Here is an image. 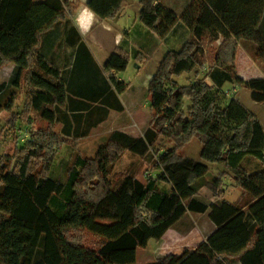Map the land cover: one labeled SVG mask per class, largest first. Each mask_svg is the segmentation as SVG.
Returning <instances> with one entry per match:
<instances>
[{
	"label": "trees",
	"instance_id": "16d2710c",
	"mask_svg": "<svg viewBox=\"0 0 264 264\" xmlns=\"http://www.w3.org/2000/svg\"><path fill=\"white\" fill-rule=\"evenodd\" d=\"M159 2L140 0V23L165 39L182 22L190 38L164 56L150 81L147 129L139 138L114 132L94 159L77 155L61 183L49 177L57 150L70 138L89 136L111 111L123 112L120 96L128 85L118 74L131 58H149L117 48L100 67L73 24L79 2L0 0V71L16 66L14 86L29 89L31 109L48 125L32 132L14 156L0 155V264H137L139 249L162 240L189 213L209 209L216 230L206 241L149 264H264V127L239 100H226L223 93V86L232 83L264 104V78L245 81L237 74L241 41L255 44L256 57L264 62L259 31L264 0H192L181 17ZM127 6V0L87 4L102 21L119 20ZM61 23L71 26L64 42L75 50L73 67L78 69L68 80L40 54ZM219 41L206 75L198 73L189 85L175 80L204 70L207 46ZM98 77L103 82L94 85ZM13 103L0 101V114L11 111ZM22 117L32 124L29 110L9 121L17 141ZM59 123L64 124L62 135L55 131ZM162 138L178 142L157 156L155 177L142 182L126 176L113 184L112 169L126 151L145 158ZM194 139L202 145L204 162L224 168L208 183L215 198L230 179L247 197L243 205L208 206L199 199V182L210 168L183 153ZM90 237L94 243L87 241Z\"/></svg>",
	"mask_w": 264,
	"mask_h": 264
},
{
	"label": "rangeland",
	"instance_id": "374dc122",
	"mask_svg": "<svg viewBox=\"0 0 264 264\" xmlns=\"http://www.w3.org/2000/svg\"><path fill=\"white\" fill-rule=\"evenodd\" d=\"M36 2H42L44 0H35ZM76 3V2H74ZM129 6H127L128 8ZM127 8L124 10L126 11ZM123 14V13H122ZM77 15V12L75 16ZM74 20V19H73ZM118 21V20H117ZM70 25V24H69ZM71 26L66 23H61L53 35L50 37L49 43H45L41 49L40 54L47 57V59L53 63L58 69H60L65 79L68 80L72 75V72L78 70L77 67H73L74 61V49L67 48L65 45V35L69 32ZM137 27L134 30L137 32ZM218 44L207 46L209 51L208 68L213 64L214 55ZM120 48H123L120 47ZM243 52L242 63L252 62V65L244 67V75L247 78H263L264 77V62L260 61L256 57L255 47L245 46ZM137 62L131 58L126 71L120 73L122 79L128 85L127 92L121 98L124 105L123 112L111 111L108 119L93 129L89 136L82 139L70 138L69 142L57 150V159L53 164L49 177L54 180H58L61 183H65L67 180V172L73 166L74 159L77 155L85 159H94L100 146L104 145L114 132H123L134 138L141 137L149 125V121L152 116L150 109V101L148 97L149 84L152 80V75L155 72V63L149 62ZM82 74V72H81ZM198 69H195L191 73H185L184 77H179L177 82L181 85H189L191 82L197 80ZM17 75V68L15 65H9L4 67L0 71V101L7 103L11 99L14 101V105L11 111H3L0 114V155L1 156H14L17 149L20 146H25L31 137L32 132L38 130H47L48 125L40 118V114L33 111L30 107L29 89L25 87L16 88L14 81ZM204 75H201L203 77ZM103 82L102 77H98L94 85H99ZM224 97L226 100L236 98L242 101L247 107L252 108L257 113L258 118L262 119L264 123V110L259 105H253L251 100V92L239 86V88L230 87L224 90ZM25 110H29V118L33 121L32 124L28 123V119L21 118L17 123V136L19 141L16 140L14 132L11 130L9 121L13 114L21 116ZM68 114L67 111L64 112ZM67 116H70L69 114ZM63 123H59L56 126V133L62 135ZM176 140L160 139L156 145L152 148L150 155L145 158L139 157L126 151L122 158L115 164L112 169L110 179L115 184L119 185L126 176H133L140 181H145L149 177H155L157 173L154 172V166L158 155L165 153L167 150L175 146ZM202 145L197 140H192L183 149V153L186 156L193 158L194 160L208 165L210 167V173L199 182V199L208 206L219 205L223 202L238 203L243 205L247 201V197H244L243 192L236 184L230 180L225 179L222 187V195L220 198H215L213 191L208 187V183H211L215 177L222 171L223 167L215 166L204 162L201 157ZM170 188V187H169ZM211 210L205 214H193L189 213L182 221H180L169 232L175 235L180 231L181 233L193 227H198L200 232H205L211 228L210 220ZM89 243H94L93 238L87 240ZM151 240V244L146 249H139L137 252V264H149L155 261L156 258L167 254L168 252H174V249L170 248V242H154ZM179 246V245H178ZM182 246V245H181ZM183 247H180L182 250ZM178 249V250H180ZM226 264H240L239 262H227Z\"/></svg>",
	"mask_w": 264,
	"mask_h": 264
},
{
	"label": "crops",
	"instance_id": "0c3cea01",
	"mask_svg": "<svg viewBox=\"0 0 264 264\" xmlns=\"http://www.w3.org/2000/svg\"><path fill=\"white\" fill-rule=\"evenodd\" d=\"M71 1L81 3L80 9L77 11L78 15L84 7H87V4L90 0ZM127 2L129 7L126 11L123 12L121 18L118 21H102L96 16L95 23L93 24L91 29L85 35H83V37L100 67H104L111 55L116 51V49L123 46V49L132 55L140 53L148 57L151 62L154 61L156 67L155 72H157L159 64L163 60L164 56L170 51H179L183 47V45L189 40L190 31L182 22H179L165 39H160L158 35L150 32L140 23V0H127ZM191 2L192 0H160L159 4L175 12L178 17H181ZM77 15L75 16L74 20L76 19ZM136 27L138 29L137 32L134 31ZM259 31L264 37V14L259 25ZM220 43L221 41H219L217 44L220 45ZM247 45L251 47L253 46L256 49V45L251 42L241 41L239 43L240 50L237 59V74L241 79L245 81L253 79H263L264 77L247 78L244 75V73L246 72H244L245 70H243L242 65H244L246 69V67L252 65L253 62L252 61L248 63H242L243 59L245 58L243 57V52L246 51L245 46L247 47ZM208 72V65H206V68L202 71H199L198 73L201 77V75H206ZM154 75L155 73L152 75V77ZM184 76L185 74L182 77ZM118 80L126 83L122 79L120 74H118ZM175 80L177 81L178 78H176ZM210 82L211 81H209V83ZM230 87H234L237 89L239 88L238 85L226 83L223 86V90H226ZM124 94L120 96V100ZM240 102L257 116V113L254 109L247 107L242 101ZM252 104L259 105L264 110V104L256 103L253 100ZM258 119L264 127L262 119ZM171 230L166 233L162 240L154 242L158 243L163 240H166L165 242H170L169 244L171 245L168 249H174V252H168L167 254H163V256H160L159 258L168 255H180L186 248L196 249L200 244L206 241V239L216 230V226L211 221V228H209L203 233L199 231L200 229H198V227H193L185 231V233H181L180 231H178V233H175V235L171 234L169 236V232ZM149 243L151 244L152 242L150 241ZM180 247H183L182 250L180 249ZM159 258H156L155 260ZM229 262L239 261L229 260Z\"/></svg>",
	"mask_w": 264,
	"mask_h": 264
},
{
	"label": "clouds",
	"instance_id": "9594fccd",
	"mask_svg": "<svg viewBox=\"0 0 264 264\" xmlns=\"http://www.w3.org/2000/svg\"><path fill=\"white\" fill-rule=\"evenodd\" d=\"M95 17L96 13L94 11L84 7L73 21V24L81 35H85L95 23Z\"/></svg>",
	"mask_w": 264,
	"mask_h": 264
}]
</instances>
